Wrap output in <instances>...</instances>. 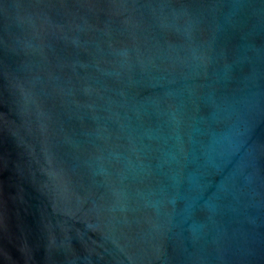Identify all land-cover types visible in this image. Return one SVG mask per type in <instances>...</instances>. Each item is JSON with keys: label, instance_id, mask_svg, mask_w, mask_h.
I'll list each match as a JSON object with an SVG mask.
<instances>
[{"label": "water", "instance_id": "obj_1", "mask_svg": "<svg viewBox=\"0 0 264 264\" xmlns=\"http://www.w3.org/2000/svg\"><path fill=\"white\" fill-rule=\"evenodd\" d=\"M0 264H264V0H0Z\"/></svg>", "mask_w": 264, "mask_h": 264}]
</instances>
